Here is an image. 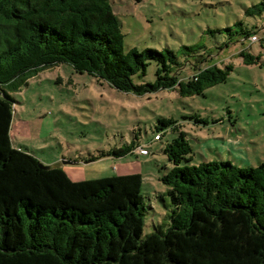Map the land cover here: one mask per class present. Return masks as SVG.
I'll list each match as a JSON object with an SVG mask.
<instances>
[{
	"label": "trees",
	"instance_id": "16d2710c",
	"mask_svg": "<svg viewBox=\"0 0 264 264\" xmlns=\"http://www.w3.org/2000/svg\"><path fill=\"white\" fill-rule=\"evenodd\" d=\"M239 57L245 65L260 61L244 51ZM151 63L155 81L135 84ZM60 64L138 97L162 90L201 96L233 71L203 58L189 64L194 74L182 80L185 65L169 49L125 52L109 0H0V264H264V162L193 165L187 135L174 119L160 118L156 126L176 134L163 149L171 168L159 178L168 188L158 197L168 224L145 236L140 175L73 182L13 147L12 93ZM137 148L132 141L89 161Z\"/></svg>",
	"mask_w": 264,
	"mask_h": 264
},
{
	"label": "rangeland",
	"instance_id": "374dc122",
	"mask_svg": "<svg viewBox=\"0 0 264 264\" xmlns=\"http://www.w3.org/2000/svg\"><path fill=\"white\" fill-rule=\"evenodd\" d=\"M109 2L121 25L125 52L169 49L185 65L182 80L194 74L189 64L203 58L219 68L231 64L233 71L226 82L201 96L181 97L162 90L138 97L60 64L12 93L10 139L13 147L44 166L61 169L73 182L140 175L145 236L168 224V208L158 198L168 188L159 178L165 167L171 168L163 149L176 134L170 128L157 131L160 118L182 126L193 165L204 159L230 161L242 168L264 162V0ZM241 51L260 56L259 63L243 64ZM156 68L151 63L146 75L135 77L134 83L154 82ZM157 134L159 141L154 140ZM132 141L149 154L141 156L137 148L124 157L89 161ZM165 202L169 203L168 197Z\"/></svg>",
	"mask_w": 264,
	"mask_h": 264
},
{
	"label": "built area",
	"instance_id": "2783aa9c",
	"mask_svg": "<svg viewBox=\"0 0 264 264\" xmlns=\"http://www.w3.org/2000/svg\"><path fill=\"white\" fill-rule=\"evenodd\" d=\"M252 39L255 40L256 38L253 37ZM160 139H161V136L159 134L155 135V137H154L155 141H159ZM138 154L141 156H147L149 153L146 149L138 148Z\"/></svg>",
	"mask_w": 264,
	"mask_h": 264
},
{
	"label": "water",
	"instance_id": "95a60500",
	"mask_svg": "<svg viewBox=\"0 0 264 264\" xmlns=\"http://www.w3.org/2000/svg\"><path fill=\"white\" fill-rule=\"evenodd\" d=\"M42 169H47V166L41 165L40 166Z\"/></svg>",
	"mask_w": 264,
	"mask_h": 264
},
{
	"label": "crops",
	"instance_id": "0c3cea01",
	"mask_svg": "<svg viewBox=\"0 0 264 264\" xmlns=\"http://www.w3.org/2000/svg\"><path fill=\"white\" fill-rule=\"evenodd\" d=\"M205 161H207L206 159H204ZM106 178V177H105Z\"/></svg>",
	"mask_w": 264,
	"mask_h": 264
}]
</instances>
